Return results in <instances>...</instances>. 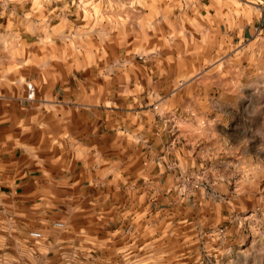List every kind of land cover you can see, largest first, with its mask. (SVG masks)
<instances>
[{
	"label": "rangeland",
	"instance_id": "rangeland-1",
	"mask_svg": "<svg viewBox=\"0 0 264 264\" xmlns=\"http://www.w3.org/2000/svg\"><path fill=\"white\" fill-rule=\"evenodd\" d=\"M125 1L66 37H0L37 170L0 177V264H264V39H233L264 0L204 20L163 0L156 22Z\"/></svg>",
	"mask_w": 264,
	"mask_h": 264
},
{
	"label": "crops",
	"instance_id": "crops-1",
	"mask_svg": "<svg viewBox=\"0 0 264 264\" xmlns=\"http://www.w3.org/2000/svg\"><path fill=\"white\" fill-rule=\"evenodd\" d=\"M146 1L147 5H143V18L138 17L137 21L147 19L156 22L158 2L162 3L163 0ZM205 1L197 0L195 4L197 9L193 13V9L190 12L187 10L188 17L204 20L205 15H211L212 5L223 4L224 1L230 0H207L208 4H205ZM231 1L236 3L238 0ZM171 2L172 0H165V6L172 10ZM180 4L184 5L183 2ZM75 6L76 0H0V37L59 39L68 36L66 33H70L71 23L78 21V17L81 22L84 20L98 21L97 16L108 20L116 15L119 20L121 18L125 20L122 8L127 6V2L125 0H98L96 3L87 1L83 5L85 8L82 9L81 16L77 15L80 10L76 11ZM30 22L35 24L36 33L35 31L30 33ZM63 23L65 24L62 25ZM258 32L261 39H264V15L259 23L246 26L239 35L234 32L233 39L239 36L241 42L247 43ZM3 50L5 49L1 48L0 53L5 52ZM19 96H21L20 93H14L11 90L0 93V177L2 180L16 183L30 180V176L37 172L31 166L28 149L25 148L30 145L29 142L33 141L27 137L28 133H25L22 127L23 117L20 114L23 109Z\"/></svg>",
	"mask_w": 264,
	"mask_h": 264
}]
</instances>
